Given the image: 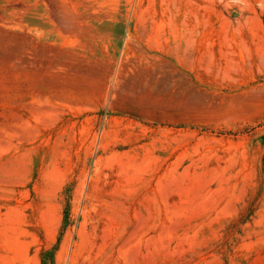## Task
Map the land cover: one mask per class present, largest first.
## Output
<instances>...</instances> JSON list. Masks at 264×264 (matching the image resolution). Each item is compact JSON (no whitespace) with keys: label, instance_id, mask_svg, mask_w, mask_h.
Listing matches in <instances>:
<instances>
[{"label":"rangeland","instance_id":"obj_1","mask_svg":"<svg viewBox=\"0 0 264 264\" xmlns=\"http://www.w3.org/2000/svg\"><path fill=\"white\" fill-rule=\"evenodd\" d=\"M52 249L264 264V0H0V264Z\"/></svg>","mask_w":264,"mask_h":264},{"label":"trees","instance_id":"obj_2","mask_svg":"<svg viewBox=\"0 0 264 264\" xmlns=\"http://www.w3.org/2000/svg\"><path fill=\"white\" fill-rule=\"evenodd\" d=\"M53 250L54 249H52V250H50V251H46V252H44L43 253V258H42V264H45V255H50V259H51V261H52V264H53V260H52V255H53Z\"/></svg>","mask_w":264,"mask_h":264}]
</instances>
